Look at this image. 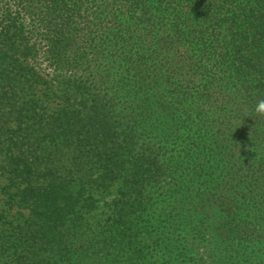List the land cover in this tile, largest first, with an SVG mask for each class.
<instances>
[{
    "label": "trees",
    "instance_id": "1",
    "mask_svg": "<svg viewBox=\"0 0 264 264\" xmlns=\"http://www.w3.org/2000/svg\"><path fill=\"white\" fill-rule=\"evenodd\" d=\"M260 99L264 0H0V264H144L133 213L176 170L213 184L189 209L207 264H260ZM115 183L89 235V189Z\"/></svg>",
    "mask_w": 264,
    "mask_h": 264
},
{
    "label": "rangeland",
    "instance_id": "2",
    "mask_svg": "<svg viewBox=\"0 0 264 264\" xmlns=\"http://www.w3.org/2000/svg\"><path fill=\"white\" fill-rule=\"evenodd\" d=\"M40 67L46 73H49L50 77L52 76V69L45 63H42ZM108 92H111V90H108ZM159 133H161L160 130ZM182 148L181 141L172 144L168 143L165 148L168 153L165 160L171 159L168 155H173L171 160L176 161L182 153ZM229 178L230 175L228 174L227 179ZM4 184V179L0 177V211L8 207L2 190ZM212 185L210 181L199 185L187 173H183L182 170H176L171 171L168 175H163L157 186L154 185L147 188L149 192L154 194L152 199H156L154 207L157 208L155 211H145L141 221L134 219L136 215H139V212L133 213L131 222L140 233L138 241L144 249V253L141 256L144 264H169L171 262L169 257L174 256L177 257L173 262L176 264H207L210 248L203 244L199 234L191 227V224L195 220L199 221L201 217L192 208L191 210L189 209L190 206H195L192 205L196 203L195 198L204 192L205 187L208 189ZM119 189L120 191L122 189L121 183H115L106 190L89 189L95 199L94 208L89 212L82 213L89 235L90 231H97L100 226L110 222V218L113 216L112 204L114 198L120 195ZM244 195H247V192ZM244 195L241 196V199L245 197ZM241 208H243V205L238 206L236 211L240 212ZM15 210H17V207L10 209L9 213H14ZM21 212L26 215L28 210L22 209ZM214 212L221 213L219 209L208 210V217ZM166 215L168 218L171 216V222L166 219ZM171 242L173 243L172 245H170ZM166 244L168 245L167 248H165ZM262 252L258 251L250 256L246 254L241 256V259L245 260L247 258L252 263L264 264V253Z\"/></svg>",
    "mask_w": 264,
    "mask_h": 264
},
{
    "label": "clouds",
    "instance_id": "3",
    "mask_svg": "<svg viewBox=\"0 0 264 264\" xmlns=\"http://www.w3.org/2000/svg\"><path fill=\"white\" fill-rule=\"evenodd\" d=\"M254 112L258 117L264 118V99H260L255 105Z\"/></svg>",
    "mask_w": 264,
    "mask_h": 264
}]
</instances>
